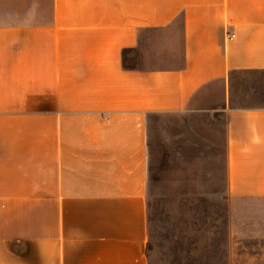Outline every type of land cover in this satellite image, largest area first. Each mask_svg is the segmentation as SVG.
I'll use <instances>...</instances> for the list:
<instances>
[{
  "label": "crops",
  "instance_id": "1",
  "mask_svg": "<svg viewBox=\"0 0 264 264\" xmlns=\"http://www.w3.org/2000/svg\"><path fill=\"white\" fill-rule=\"evenodd\" d=\"M240 72L264 73V0H0V264H151L160 115L214 170L230 264H264V84Z\"/></svg>",
  "mask_w": 264,
  "mask_h": 264
},
{
  "label": "rangeland",
  "instance_id": "2",
  "mask_svg": "<svg viewBox=\"0 0 264 264\" xmlns=\"http://www.w3.org/2000/svg\"><path fill=\"white\" fill-rule=\"evenodd\" d=\"M238 83L240 95L248 97L246 87L264 84V73L240 72ZM165 118L168 117L160 115L152 123L150 262L230 264L227 201L221 195L202 193L208 186L200 183L206 180L208 171L214 170L200 169L192 153H167L168 142L172 145L174 141L167 137ZM155 122L162 124L164 131H157Z\"/></svg>",
  "mask_w": 264,
  "mask_h": 264
}]
</instances>
